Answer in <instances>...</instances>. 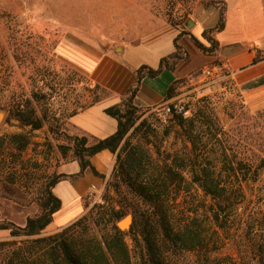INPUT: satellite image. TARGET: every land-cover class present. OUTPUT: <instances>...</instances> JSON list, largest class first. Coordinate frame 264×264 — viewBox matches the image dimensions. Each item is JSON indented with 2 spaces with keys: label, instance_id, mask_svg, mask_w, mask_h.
<instances>
[{
  "label": "rangeland",
  "instance_id": "obj_1",
  "mask_svg": "<svg viewBox=\"0 0 264 264\" xmlns=\"http://www.w3.org/2000/svg\"><path fill=\"white\" fill-rule=\"evenodd\" d=\"M179 2L0 0L1 217L23 225L28 216L38 214L42 185L57 173L61 162L71 159L70 150L63 157L60 145H70L68 136L80 135V132L68 124V114L100 94L82 68L92 61L88 55L93 49L99 52L109 48L115 53L116 46L135 42L151 30L163 27L168 23L166 13L173 15ZM199 3L204 4L196 0L184 21L191 17ZM184 21L178 29L185 28ZM37 47H41L39 52ZM256 54L264 55V50L257 49ZM218 59L216 63L190 72L177 88L172 102L188 111L186 117L197 116L199 107L207 104L208 111L218 121L221 144H215V154L210 151V144L203 146L204 137L202 142L195 141L199 146L196 153L216 155L213 162L221 172L218 179L234 191L237 199L227 227L206 238L209 262L258 264V247L264 244V85L247 87V83L263 70L246 71L238 66L224 65L219 52ZM45 63L49 64L46 70L42 67ZM36 65L43 69L34 71ZM63 66L65 70H61ZM70 71H76L85 79L72 73L66 78ZM42 72L49 73L52 79L46 85L39 80ZM57 80L62 84H57ZM35 90L37 98H41L39 101L33 99ZM26 99L39 115L47 112L45 123L39 129L22 124L14 116L16 107ZM170 115H160L150 108L140 118L146 119L143 133L148 124L153 128L145 135L154 155L159 158L167 153L181 154L192 149L187 136L169 120ZM13 134L28 139L22 151L17 149ZM224 154L227 157L224 158ZM239 159L251 171H257L255 179L252 172L245 177L233 172L232 167ZM186 171L187 180H190V168L186 167ZM104 191L105 187L96 199L84 200V213L102 200ZM123 192L128 196L124 188ZM174 194H170V199L175 222L184 221L194 213L206 215L214 203L197 184L190 182L182 185L176 197ZM110 195L117 206V195L113 190ZM129 203L125 204L126 214L132 213ZM43 234L48 233L43 231ZM14 239L18 238L10 236L7 230H0V241ZM127 242L133 261L137 263L138 252L129 237ZM8 246L0 245V264ZM187 258L195 259L196 253H190Z\"/></svg>",
  "mask_w": 264,
  "mask_h": 264
},
{
  "label": "trees",
  "instance_id": "obj_2",
  "mask_svg": "<svg viewBox=\"0 0 264 264\" xmlns=\"http://www.w3.org/2000/svg\"><path fill=\"white\" fill-rule=\"evenodd\" d=\"M179 1L173 15L166 13L168 24L175 28L191 13L196 0ZM200 1L205 6L213 5L219 9L216 24L204 28L200 37H196L182 26L173 39L174 50L161 57L156 68L141 64L134 70L135 78L125 97L104 109L117 120V128L112 134L104 138L83 133L68 136L71 144L60 145L61 153L65 157L70 150L71 158L79 163L80 170L73 174L55 173L42 185L38 214L28 216L23 225L0 216V230H7L10 236L18 238L0 241V245H9L1 259L2 264H211L207 257L206 238L211 233L216 234L219 229L227 227L231 211L237 202L234 191L218 179L221 172L213 162L216 155L203 156L196 153L199 148L197 143L202 142L204 137L206 139L203 146L210 144V151L215 153V144H221L218 121L208 111L207 104L199 107L197 116L186 117L173 112L169 120L179 126L187 136L192 149L181 154L167 153L159 158L154 155L145 135L147 132L151 133L153 128L148 124L147 131L143 133L146 119H140L151 107H142L135 103L137 91L144 78H154L163 70L173 72L175 79L169 84L166 94V99H169L176 94L177 88L190 72L219 61V43L215 34L225 26L226 0ZM37 48L39 52L41 47ZM263 57L264 55L256 54L253 62ZM50 60L48 58V62ZM42 65L44 70L49 67L48 63ZM42 67L36 65L34 71L42 70ZM61 70H65L64 66ZM71 73L85 79L76 71H70L66 78H69ZM39 80L46 85L52 79L49 73L42 72L39 74ZM60 81L57 80V84H62ZM261 85H264V73L247 83V87ZM94 87L101 89L97 84H94ZM102 90L89 103L72 110L67 119L98 101L105 94ZM36 93L37 90L33 91V99L41 100L37 98ZM167 104L172 108L176 105L172 101ZM46 114L44 111L39 115L28 99L19 104L14 112L16 119L32 129H39L44 125ZM68 124L72 126L70 122ZM11 137L17 142L19 151L26 148L28 139L25 136L13 134ZM104 149L115 155V162L107 179L102 200L71 223L55 232L43 234L44 229L53 220L54 213L61 208V200L53 193V186L60 180L82 175L87 167L99 174L92 166L90 158ZM225 157L227 155L224 154ZM186 167L190 168V180L186 177ZM232 169L237 176L241 174L245 177L252 172L253 179L256 178L257 171H251L243 164L242 159L237 160ZM189 182L197 184L214 203L206 215L194 213L184 221L175 222L172 218L174 213L170 194L175 192L173 197H176L182 185H189ZM123 188L129 193L128 196L123 192ZM110 190L118 197L117 206L112 201ZM132 199L134 201H131ZM127 202H130L133 215L130 234L123 233L116 225L127 212ZM128 237L138 252L137 263L133 261ZM190 253H196V258L188 259ZM256 261L258 264H264V244L258 247Z\"/></svg>",
  "mask_w": 264,
  "mask_h": 264
},
{
  "label": "crops",
  "instance_id": "obj_3",
  "mask_svg": "<svg viewBox=\"0 0 264 264\" xmlns=\"http://www.w3.org/2000/svg\"><path fill=\"white\" fill-rule=\"evenodd\" d=\"M218 18L217 7L199 3L191 17L184 21V26L196 37H200L202 30L214 26ZM178 32V28L167 23L151 30L135 42H124L116 46L115 53L110 52L109 48L99 52L93 49L89 52L91 55L88 58L92 61L82 68L90 81L99 85L105 94L69 118L74 129L97 138L112 134L117 128V120L104 109L125 97L134 81V70L137 67L147 64L156 68L161 57L174 50L173 39ZM215 39L219 43V55L224 65L238 66L246 71L257 68L264 73V57L253 62L257 49L264 50V0H226L225 26L215 34ZM174 79L175 74L168 70H163L154 78H144L137 91L135 103L153 108L171 102L175 96L166 99V94ZM90 161L99 174L87 167L82 175L60 180L53 186V193L61 200V208L54 213L53 220L44 229L46 233L55 232L80 217L85 211L84 200L99 195L105 187L115 155L104 149L94 154ZM79 170V163L71 158L60 163L57 173L73 174Z\"/></svg>",
  "mask_w": 264,
  "mask_h": 264
},
{
  "label": "built area",
  "instance_id": "obj_4",
  "mask_svg": "<svg viewBox=\"0 0 264 264\" xmlns=\"http://www.w3.org/2000/svg\"><path fill=\"white\" fill-rule=\"evenodd\" d=\"M151 109L156 111L158 114L163 115V116L172 114L173 112L174 113H181L183 115H186L188 113V111L183 109V107H181L180 105H174V107L172 108L168 104H163L161 106L153 107ZM92 189H95V187L92 186ZM97 197H98V195L90 197L89 200H94Z\"/></svg>",
  "mask_w": 264,
  "mask_h": 264
},
{
  "label": "water",
  "instance_id": "obj_5",
  "mask_svg": "<svg viewBox=\"0 0 264 264\" xmlns=\"http://www.w3.org/2000/svg\"><path fill=\"white\" fill-rule=\"evenodd\" d=\"M2 116H3V112L0 111V119ZM132 221H133L132 213H127L116 222V225L123 233H130V226L132 224Z\"/></svg>",
  "mask_w": 264,
  "mask_h": 264
}]
</instances>
